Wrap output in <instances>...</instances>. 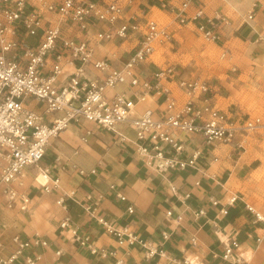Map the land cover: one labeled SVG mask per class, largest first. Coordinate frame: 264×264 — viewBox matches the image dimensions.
<instances>
[{
	"label": "built area",
	"instance_id": "obj_1",
	"mask_svg": "<svg viewBox=\"0 0 264 264\" xmlns=\"http://www.w3.org/2000/svg\"><path fill=\"white\" fill-rule=\"evenodd\" d=\"M137 0H0V203L27 211L31 197L26 189L28 170L38 173L36 181L46 193L60 189V179L50 166L42 165L52 139L74 123L88 121L125 137L120 127L135 132L137 152L147 167L155 171L199 169L205 149L218 145L245 147L252 140L264 141V114H244L217 105V86L201 76H188L181 63L149 61L162 46L176 39V28L192 24L206 40L223 43L222 28L229 19L222 13L208 15L203 0H158L169 21H162L148 8L129 12ZM128 3V4H127ZM254 20V11L248 15ZM175 24V26H174ZM258 40L264 43V31ZM106 42H129L122 55L98 57V47ZM154 68L147 71L145 64ZM97 74H90V69ZM156 103L155 107L146 106ZM194 135L202 137L198 143ZM217 161L219 158L216 156ZM81 175L97 169H79ZM44 181L38 179L39 176ZM200 184V181H197ZM115 189V185H111ZM172 191L181 196L175 186ZM74 193V192H73ZM123 201L127 197L117 191ZM68 194L57 197V204L68 210ZM103 193L86 195L85 209L120 247H100L89 234H80L68 214L61 227L91 253L114 264H133L130 248L140 246L153 264H188L169 255L164 242L143 239L131 227L116 225L99 214ZM240 199L233 194L228 204ZM245 202L256 223H264V213ZM217 206L219 201L212 200ZM134 213V205L128 206ZM223 215L228 207L221 208ZM205 213L201 208L196 215ZM173 210L167 215L172 216ZM183 220V215L177 217ZM15 249L5 253L0 241V264H45L42 254L27 253L31 246L47 247L40 234L31 239L13 237ZM263 237L259 236L261 242ZM192 243L197 237H191ZM241 243L232 237L222 259L231 264H247ZM61 250L56 251L60 256ZM76 264V263H72Z\"/></svg>",
	"mask_w": 264,
	"mask_h": 264
},
{
	"label": "crops",
	"instance_id": "obj_2",
	"mask_svg": "<svg viewBox=\"0 0 264 264\" xmlns=\"http://www.w3.org/2000/svg\"><path fill=\"white\" fill-rule=\"evenodd\" d=\"M157 3L158 0H137L128 7V11L140 13L144 8H149L155 14V10L159 9L167 16ZM202 6L208 15L219 12L230 16L229 23L234 25L241 18L248 19V15L254 11V20H248L247 23L260 19L263 26L262 29H255L256 40L259 33L264 31V0H203ZM185 25L195 31L192 24ZM223 28L224 38L233 27L227 24ZM175 29L178 28L175 26ZM247 29L248 34L253 32L248 26ZM132 45L129 42H106L98 47L97 56H112L114 51L122 55ZM149 61L155 62L153 58ZM150 63L145 64L147 71L154 68ZM90 71V74H97L92 68ZM146 106L155 107L156 103L151 102ZM120 130L125 137L95 123L82 121L70 125L52 139L41 164L50 166L52 176L60 179V189L53 193L44 192L36 181L38 173L28 172L25 181L31 197L29 209L22 211L15 206L7 207L5 200L0 203V241L5 246L6 254L16 247L12 240L15 235L28 240L40 234L49 246H31L26 252L42 254L45 264H114V258L107 260L94 255L60 225L69 214L80 234H89L97 246L117 248L123 254L127 248L120 247L116 239L85 209L87 194L103 193L100 215L116 225L131 227L143 239L153 242H164L163 232L170 233L165 247L169 255L176 259H186L188 264H231L222 259V253L229 240L236 237L241 243L240 252L247 264H259L264 223L255 222L245 207V199L240 197L235 204H228L236 192L228 187V181L223 177L226 170L223 166L224 144L214 149L206 148L205 155L199 160V169L160 172L145 165L137 152L134 130L125 126L120 127ZM194 137L199 145L204 144L201 136ZM216 156L219 158L217 161L214 159ZM94 168L97 169L96 174L79 173V169L90 171ZM111 185H115L114 190ZM172 186L177 188L181 196L189 193L190 197L179 198L172 191ZM117 191H121L127 200L119 199ZM61 194H68V210L56 202ZM213 199L219 201L217 206L212 204ZM129 205H134V213L128 212ZM223 207H228L227 215L220 212ZM201 208L205 209V213L196 215ZM170 209L173 210L172 216L167 215ZM180 214L183 220L178 223L176 219ZM193 236L197 237L196 243L191 241ZM259 236L263 237L261 242L258 241ZM58 250L62 251L60 256L56 255ZM244 253H249L251 260L246 259ZM129 260L133 264L155 262L146 259L140 246L130 248ZM17 264H22V259Z\"/></svg>",
	"mask_w": 264,
	"mask_h": 264
},
{
	"label": "rangeland",
	"instance_id": "obj_3",
	"mask_svg": "<svg viewBox=\"0 0 264 264\" xmlns=\"http://www.w3.org/2000/svg\"><path fill=\"white\" fill-rule=\"evenodd\" d=\"M155 11L157 18L169 21L159 9ZM247 22L241 18L235 25L229 23L233 28L223 38L224 44L206 40L181 25L174 42L157 49L152 58L161 64L181 63L188 76H201L217 85L221 88L217 97L220 108L264 114V43L254 37L255 29L263 26L260 19ZM247 26L252 33L248 34ZM223 147V177L228 187L264 213V141L252 140L244 148L231 144ZM28 172L35 173L36 169ZM262 245L259 264H264V241Z\"/></svg>",
	"mask_w": 264,
	"mask_h": 264
},
{
	"label": "bare ground",
	"instance_id": "obj_4",
	"mask_svg": "<svg viewBox=\"0 0 264 264\" xmlns=\"http://www.w3.org/2000/svg\"><path fill=\"white\" fill-rule=\"evenodd\" d=\"M39 179L41 181H44V178L41 175L39 176ZM244 255H245L246 259L251 260L252 257L249 253H244Z\"/></svg>",
	"mask_w": 264,
	"mask_h": 264
}]
</instances>
